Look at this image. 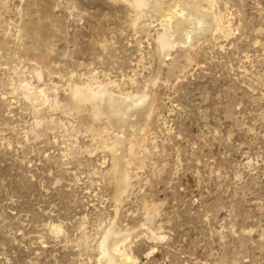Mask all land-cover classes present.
<instances>
[{
    "label": "rangeland",
    "instance_id": "rangeland-1",
    "mask_svg": "<svg viewBox=\"0 0 264 264\" xmlns=\"http://www.w3.org/2000/svg\"><path fill=\"white\" fill-rule=\"evenodd\" d=\"M204 5L165 57L150 0H0V264H109L110 228L132 264H264V0Z\"/></svg>",
    "mask_w": 264,
    "mask_h": 264
},
{
    "label": "bare ground",
    "instance_id": "bare-ground-1",
    "mask_svg": "<svg viewBox=\"0 0 264 264\" xmlns=\"http://www.w3.org/2000/svg\"><path fill=\"white\" fill-rule=\"evenodd\" d=\"M150 1L153 3L158 20L165 24L166 28L169 29L168 34H166V37H162L159 39V46L161 47V52L164 54V56L166 54L167 57L168 51L171 50V48H174L176 45H180L183 48H186L193 41L199 38L202 32L204 33L205 31V33H207L208 30H211L212 28L217 27L220 24L219 19L217 17L218 15L216 16L212 9V11H210L204 8V1L206 0ZM183 55L184 57L186 56L185 51L182 52V56ZM171 64L172 65L170 66L171 68L169 71H171L176 65L175 59L172 61ZM24 88H29V86L25 85ZM45 93L46 92L43 89H40L36 92L31 91V93H29L30 96L33 95L31 101L39 100V103H33L35 107L42 105V103L40 104V102L41 99L45 100ZM128 99L122 96L117 97L113 93H110L104 89L98 91L94 96L95 103L98 104L99 110L103 112V114L107 116L110 123L112 125H116L117 128L124 127V124L132 120L131 113L133 111L135 112V117L133 118V121H135V123L144 120L145 109L147 108V105H150L148 104L149 97L145 95H136L132 99ZM126 133L127 132H124L123 134ZM124 153L125 149L123 147L121 148V153H119V155H121V158ZM122 188L123 187L120 186V189ZM152 218H154V213L150 212L148 214L147 219L152 220ZM130 237L131 236L127 234V232L121 233L120 231L114 228H110L105 233L103 240L99 243V254L101 258L109 264H132L134 260L130 255L129 251L127 250V245H129L128 242Z\"/></svg>",
    "mask_w": 264,
    "mask_h": 264
}]
</instances>
